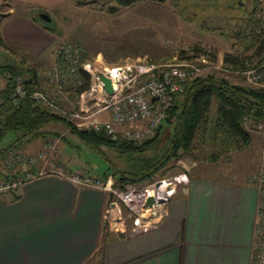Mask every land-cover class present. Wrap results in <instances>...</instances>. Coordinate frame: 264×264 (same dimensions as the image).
I'll return each mask as SVG.
<instances>
[{"label":"crops","instance_id":"1","mask_svg":"<svg viewBox=\"0 0 264 264\" xmlns=\"http://www.w3.org/2000/svg\"><path fill=\"white\" fill-rule=\"evenodd\" d=\"M66 1L12 0L0 11V45L14 66H29L42 78L57 64L65 36L45 30L39 14ZM7 84L0 72V97ZM44 141L30 143L28 152L40 151ZM63 151L60 143V160L70 168ZM33 169L39 173L43 165ZM259 198L249 183L194 178L170 200L163 219L121 237L105 232L106 192L44 174L15 195H0V264H252Z\"/></svg>","mask_w":264,"mask_h":264},{"label":"rangeland","instance_id":"2","mask_svg":"<svg viewBox=\"0 0 264 264\" xmlns=\"http://www.w3.org/2000/svg\"><path fill=\"white\" fill-rule=\"evenodd\" d=\"M11 4L12 0H0V11L6 12ZM262 10L263 0H168L165 3L140 1L127 8L118 6L114 0H67L61 6L49 11L48 15L52 17V23H46L42 19L39 21L62 33L65 36L63 42L82 47L86 54V62H90L93 66L103 63L122 66L137 60L155 66L184 61L202 65L201 58L205 56L209 63L204 65L207 69L203 71L201 77L214 75L233 84L251 86L236 69L226 67L223 60L229 53L242 54V56L245 54L242 47L245 43L240 44L237 33H245L249 30L250 19L254 14L256 19H264ZM197 49L207 53L197 52ZM253 52L245 54L246 59L254 55ZM215 54H217L216 61H212V56ZM14 64H16L15 59L6 54L0 45V67ZM48 91L50 94H55L51 90ZM60 100L62 112L57 113L74 125L80 122L79 119L75 118V120L69 115L73 108L77 107V111L80 110V98L76 92H66L60 96ZM88 106L91 109L90 113L93 114L103 104L92 100ZM216 106L215 103L213 113ZM83 114L86 113L79 115ZM98 119L110 120L109 112H103ZM51 129L58 133L55 137L61 139V147L64 149L63 160H68L70 168L75 171L103 178L110 172L113 164L117 163L122 168L129 164L128 161L120 159L115 150L107 147H103V150L108 158L101 156L68 128L53 126ZM247 131L252 136V143L243 151L222 156L215 161L213 160L215 151L210 141L202 143L198 138L190 154H182L179 160L172 161L166 169L155 176L154 181L142 186L128 185L125 193L128 196L132 195L137 202L138 195L147 191L154 194L157 184L166 182L156 190H159L156 194L161 196V202L158 201L160 207L155 211L141 208L140 214L144 215L143 226L158 220L161 213L163 214L167 209L170 200L178 196L184 184L194 178L212 177L234 184L254 185L251 180L260 172L264 162V131L260 132L251 127H247ZM20 135L14 132L8 134L0 144V152L14 145ZM41 141L42 139H35L32 142L22 141L17 148L27 154L30 143L38 146ZM153 154L150 150L140 158H147ZM4 157L0 155V181L16 174L7 170ZM109 177L113 178L115 185L114 177L109 175L107 178ZM129 186L133 187L129 189ZM115 189H118L116 185ZM167 196H170L168 200ZM118 199L116 198L115 202L121 204L119 208L122 210L123 229L111 233L108 223L105 229L107 235L130 233L135 229V220L140 217L129 210L122 198ZM154 213L157 215L153 216ZM116 214L119 215L110 209V222Z\"/></svg>","mask_w":264,"mask_h":264},{"label":"built area","instance_id":"3","mask_svg":"<svg viewBox=\"0 0 264 264\" xmlns=\"http://www.w3.org/2000/svg\"><path fill=\"white\" fill-rule=\"evenodd\" d=\"M55 58L57 64L43 73L40 89L32 95V98L56 113L62 112L60 96L66 92L77 91L82 87L85 84V74H87L90 77V89L79 96V111L86 114L79 115L81 113H78L77 107L73 108L72 113L69 114L74 119H79L80 122L75 126L80 130L105 133L115 142L133 143H144L154 136L155 132L166 121L168 111L174 105L176 97L184 93L188 82L201 77L203 71L207 69L204 65L209 63V60L202 56V65L192 61H184L155 66L137 60L134 63L116 67H110L104 63L93 66L90 62H86L84 49L70 43L60 45L55 51ZM238 74L249 85L264 89V55L261 60L246 61V67L238 70ZM1 76L7 81L11 80L10 100L15 106H19L20 102L29 95L23 76L13 75L7 70L2 72ZM102 76L112 82L113 95L106 91L105 85L101 81ZM48 90L55 94H50ZM92 100H97L103 104L93 114L90 113L91 109L88 106ZM4 103V99L0 98V123L4 121L2 112ZM103 112H109L110 120L100 121L98 119ZM95 116L98 117L93 120L92 118ZM245 126L260 132L264 131V121L255 122L251 119H245ZM60 142L61 139L59 138L49 137L44 141L41 150L35 153L24 154L19 148L10 150L4 157V164L8 171L16 174L0 181V195L15 194L26 182L51 173L84 188L106 192L110 199L105 221L106 224L109 223L112 232L123 229L121 227L123 223L122 210L119 208L121 204L115 202L116 198H122L129 210L140 216L134 222L135 229L133 231L148 227L164 218L166 210L163 211V214L161 213L158 220L143 226L142 217L144 215L140 214L143 207L151 211L160 207L155 197L157 186L154 194H151L150 191L142 193L137 196L142 201L137 199L136 202L132 195L128 196L125 193V190L115 189L112 177L104 179L82 171L73 172L65 162L60 160ZM40 164L43 165V169L39 173L33 171V168ZM23 167L28 168V170L26 172L19 171ZM251 182L258 188L260 195L252 264H264V162L260 172L252 178ZM165 183L163 182V185ZM130 187L133 186H129V189ZM150 197H154L157 201L153 207L148 206ZM110 209L119 214L115 215L112 222L109 221ZM156 215L153 214V216Z\"/></svg>","mask_w":264,"mask_h":264},{"label":"trees","instance_id":"4","mask_svg":"<svg viewBox=\"0 0 264 264\" xmlns=\"http://www.w3.org/2000/svg\"><path fill=\"white\" fill-rule=\"evenodd\" d=\"M114 1L118 6L127 8L140 1L165 3L168 0ZM262 12L264 18V0ZM255 15L250 19L249 30L237 33L240 44L245 43L242 46L243 54L254 51V55L246 59L245 54H226L223 60L226 67L238 71L246 67V61L263 59L264 19L258 20ZM44 29L60 35L56 28L49 25L44 24ZM196 51L203 52L200 49ZM216 58L217 54L213 55L212 61H216ZM6 70L13 75L23 76L29 95L19 106H15L10 100L12 83L11 80L7 81V88L0 97L5 102L2 106L4 121L0 123V144L10 133L21 135L14 145L2 150L0 155L4 157L10 150L19 147L22 141L32 142L35 139L55 137L58 133L51 127L62 126L101 156L108 158L103 150V147H107L115 150L120 159L129 162L124 168L117 163L113 164L110 172L103 176L107 179L112 175L116 187L121 190H125L128 185L142 186L154 181L155 176L172 161L179 160L182 154H190L198 138L202 143L210 141L215 151V161L222 156L243 151L252 143L245 119L264 121V89L233 84L211 75L198 77L186 84L184 93L176 97L174 105L169 109L166 121L150 140L144 143L115 142L105 133L78 129L66 117L35 101L32 95L41 86V77L37 70L20 64L5 66L0 72ZM89 89L90 77L85 74V84L75 91L76 95L80 96ZM215 103L217 108L213 113ZM150 150L154 153L152 156L140 158Z\"/></svg>","mask_w":264,"mask_h":264},{"label":"water","instance_id":"5","mask_svg":"<svg viewBox=\"0 0 264 264\" xmlns=\"http://www.w3.org/2000/svg\"><path fill=\"white\" fill-rule=\"evenodd\" d=\"M40 17L46 23H52V17L50 15L44 13V14H41ZM101 81L104 83L106 91L110 95H113L114 94V88H113L112 82L104 76L101 77ZM162 185H163V183L160 182L157 184V187L160 188ZM156 203H157V201L154 197H150L148 199V206L149 207H153L154 205H156Z\"/></svg>","mask_w":264,"mask_h":264},{"label":"bare ground","instance_id":"6","mask_svg":"<svg viewBox=\"0 0 264 264\" xmlns=\"http://www.w3.org/2000/svg\"><path fill=\"white\" fill-rule=\"evenodd\" d=\"M158 192H159V190L156 191L157 194H158ZM162 193H163V192H162ZM157 194H155V197H156V199H157L159 202H161V196H160V195H157ZM151 196H154V195H151ZM168 198H170V196H167V200H168Z\"/></svg>","mask_w":264,"mask_h":264}]
</instances>
